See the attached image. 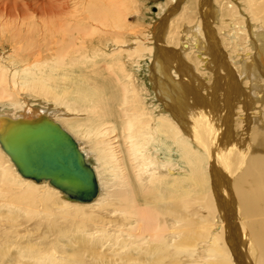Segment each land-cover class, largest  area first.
I'll return each instance as SVG.
<instances>
[{"label": "bare ground", "instance_id": "obj_1", "mask_svg": "<svg viewBox=\"0 0 264 264\" xmlns=\"http://www.w3.org/2000/svg\"><path fill=\"white\" fill-rule=\"evenodd\" d=\"M140 1L0 9V264H264V0L242 1L248 18L237 5L228 56L201 32L227 21L218 0H195L203 22L171 0L182 21L143 33L128 19ZM146 55L143 91L124 58ZM191 63L217 69L211 89ZM21 90L36 97L21 101ZM149 92L162 109L146 106ZM47 119L91 169V197L25 175L6 149L7 136Z\"/></svg>", "mask_w": 264, "mask_h": 264}, {"label": "rangeland", "instance_id": "obj_2", "mask_svg": "<svg viewBox=\"0 0 264 264\" xmlns=\"http://www.w3.org/2000/svg\"><path fill=\"white\" fill-rule=\"evenodd\" d=\"M37 2L36 4L37 5H39V6H42L43 8H45V9H48L49 10V7H50V5L52 4L51 3V0H0V9H1V12H5V13H13L14 12V10H13V6L14 5H17V4H22L23 2H27V3H29L30 2V4L31 3H33V2ZM138 1H140V0H138ZM201 0H198V2H200ZM220 3H222V5H223V8H225L224 10H223V12L224 13H227L228 15H227V21H224V20H221L220 21V19H219V21L218 22H216V21H209L208 22V26H209V29H204V28H202L203 30H201V32H204V39H205V41L207 40L208 41V43L209 42H211L213 45L214 44H218V46L219 47H221V49L223 50V52L226 54V56H228V54L229 55H233L234 53H232L231 51H229L226 47H231L232 46V39H229V40H231L230 42H228L229 40L227 39V36H228V33L229 32H232L233 31V28H232V25L234 24V28H235V23L234 22H232L231 20H229V18L230 19H233L234 21H235V18L236 17H239V14H237L236 13V7H237V5L239 4V5H241L240 6V10L243 12V13H245V16H247V18H248V15H247V12L246 11H244V8L242 7V1L243 0H218ZM222 1V2H221ZM17 2V3H16ZM48 2V3H47ZM161 2H163L164 4H166V7L162 10V8L159 6V4L161 3ZM186 2V0H183V4ZM192 2V3H191ZM194 2H195V0H187V2H186V5L189 7V12H194L195 13V15H194V13H189L188 12V16H191V18L194 20H200V21H202V15H201V13H200V9H199V5L198 6H194ZM212 2H214L215 4H218V3H216L217 1L215 0H211V4H212ZM140 3H142L141 5H140V10H139V12H134V13H132V15H130L129 17H128V19H129V21L131 22V23H136V24H138V29H136V30H134V31H139V32H141V33H143L141 30L143 29V31H147V30H149V29H151L152 27H153V25H155V24H157L158 22H161L162 24L164 23V22H166V24L167 25H169L170 24V22L171 21H173V20H175V21H179V19H178V15L176 14V12H173V13H171V14H168L169 12V9H172V7H173V5H175V2L173 1H171V0H141L140 1ZM213 3V4H214ZM7 5V6H6ZM171 8H170V7ZM179 7H180V5H179ZM179 7H178V9H179ZM196 7V8H195ZM169 8V9H168ZM193 8H194V10H193ZM177 9V10H178ZM192 9V10H191ZM195 9H196V11H195ZM19 10H22L21 8L19 9ZM160 10H162V12L160 11ZM176 10V11H177ZM25 11H27V10H25ZM230 11V12H229ZM43 12H45L44 11V9H43ZM165 12H166V14H165ZM199 12V13H198ZM28 13L29 14H31V13H37L38 15H39V13L38 12H36V11H28ZM138 13V14H137ZM159 13V14H158ZM164 13V14H163ZM197 13V14H196ZM137 14V15H136ZM191 14V15H190ZM201 16V17H200ZM165 17V18H164ZM169 20V21H168ZM198 20V21H199ZM204 20V19H203ZM163 21V22H162ZM182 21V20H181ZM181 21H179V23L181 22ZM203 22V21H202ZM220 22V23H219ZM226 22V25L224 24ZM228 22H231L230 24H227ZM160 23V24H161ZM202 25H203V23H202ZM223 25V26H222ZM230 25V26H229ZM151 27V28H150ZM212 27V28H211ZM212 30H211V29ZM223 28V29H222ZM226 28V29H225ZM231 30H230V29ZM140 29V30H139ZM215 29V30H214ZM225 31V32H224ZM215 32V33H214ZM209 34V35H208ZM220 35V36H219ZM217 36H218V38H217ZM216 38V39H215ZM135 38L134 37H132V38H128L127 37V42L128 43H132L133 42V40H134ZM143 41L145 40V41H148V40H146V39H142ZM219 40V41H218ZM244 41H243V39H241V38H239V41H238V43L240 44V46H239V51H237L236 53H242V52H246L247 50H244V51H241V50H243V49H241V48H246V44L245 43H243ZM166 43V45H168L170 48H174V49H180V42L178 43V45H175V44H167V41L166 40H164V44ZM211 43H209V44H211ZM230 43V44H229ZM237 43V44H238ZM131 45H134V46H136L134 43H132ZM134 46H132V47H134ZM191 47H189V48H187L186 50H184L183 52H182V58L185 60V61H187V62H189L188 61V57H191V58H193L194 59V57L196 56V54L198 53V51H196V49H195V51H194V48H191ZM238 48V47H237ZM0 49H2V52H4L5 51V53H7V51H8V46H7V44L6 45H4L3 46V48H1L0 47ZM241 49V50H240ZM230 50H231V48H230ZM231 52V53H230ZM194 55V56H193ZM202 56L203 57H205V58H210V55L207 53V54H205V53H203L202 54ZM236 57V56H235ZM139 58V57H138ZM137 57L136 58H129L128 59V57H125L124 58V61H125V66H126V68H127V70L130 72V73H132L133 74V76H134V78L136 79V82H138V85H139V87H142L143 88V91H144V88H145V86L148 88V84H149V63H147V59H148V55H146L145 57L143 56L142 58H139L138 59ZM238 58V56L236 57V58H234L235 60ZM133 59V60H132ZM144 59V60H143ZM149 60L151 61V59L149 58ZM129 61V62H128ZM228 62H230V60L228 59ZM190 63V62H189ZM202 65V63L200 62V66ZM191 66H192V70H193V73H195L196 75H197V77L198 78H202V76H203V82H204V85H207L208 84V81L209 80H211V82L207 85V87L209 86L210 87V89L213 87V86H211L210 84L213 82V80H214V77H215V75H217L216 74V71H217V69L216 68H214V72L210 69V68H202V69H200V73H198V71H197V69H196V66H195V64L194 63H191ZM229 66L232 68L231 69V73L233 74V77H234V74H235V77L236 78H238V73H236L237 72V66L236 65H232L231 63H229ZM206 67V66H205ZM212 71V74L210 73L211 71ZM195 71V72H194ZM205 72V74L204 75H201V73H204ZM211 78V79H210ZM216 78V77H215ZM238 84H239V86L240 87H245V85L244 84H242L241 83V81H239L238 80ZM208 87V88H209ZM246 87L244 88V92H246ZM208 91H210V90H208ZM202 93V92H201ZM143 96H146L145 98H146V101H148V102H146V106L149 108V106H151V104H153L154 106L155 105H157L159 108L157 109V110H160V109H162V106H161V104H160V102H158L157 100H156V98H155V96H154V94H151L150 92L147 94V95H145V93L143 94ZM36 97V96H35ZM34 97V95H29L28 93H24L23 92V90H21L20 91V99H21V101L22 100H24L25 98H35ZM39 99V98H38ZM149 99V100H148ZM0 104H3V102L2 103H0ZM4 105H7V104H4ZM59 109V108H58ZM253 108L252 109H250L249 111H247L248 113L247 114H249V116L252 118V116H253ZM250 111H251V113H250ZM254 111H255V109H254Z\"/></svg>", "mask_w": 264, "mask_h": 264}, {"label": "water", "instance_id": "obj_3", "mask_svg": "<svg viewBox=\"0 0 264 264\" xmlns=\"http://www.w3.org/2000/svg\"><path fill=\"white\" fill-rule=\"evenodd\" d=\"M26 127L29 132H13L3 140L21 171L25 175L51 177L73 199L91 197L94 177L74 139L48 119Z\"/></svg>", "mask_w": 264, "mask_h": 264}]
</instances>
